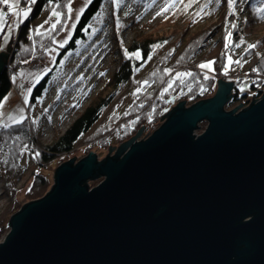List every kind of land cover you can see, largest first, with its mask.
<instances>
[{
	"label": "water",
	"instance_id": "water-1",
	"mask_svg": "<svg viewBox=\"0 0 264 264\" xmlns=\"http://www.w3.org/2000/svg\"><path fill=\"white\" fill-rule=\"evenodd\" d=\"M234 86L219 78L212 96L163 109L112 156L59 164L10 215L0 264H264V89L226 111Z\"/></svg>",
	"mask_w": 264,
	"mask_h": 264
},
{
	"label": "trees",
	"instance_id": "trees-1",
	"mask_svg": "<svg viewBox=\"0 0 264 264\" xmlns=\"http://www.w3.org/2000/svg\"><path fill=\"white\" fill-rule=\"evenodd\" d=\"M71 1L36 0L32 5L27 19L18 26L7 66L0 72V98L10 92L12 75L25 67L43 62L48 50L56 46L57 52L50 71L44 73L31 88L27 106L30 111L38 103L48 80L62 60L77 45L88 41L90 20L97 15L104 0H91L86 4L63 47H58L54 42L68 21ZM260 9H264L260 0H236L231 8L228 0H178L157 29L148 33L135 30L128 46L118 39V50L114 53L116 66L101 91L50 144L43 145L39 141L36 123L30 118L28 121V117L20 124L13 123L7 128H0V177L3 179L4 193L9 198L8 205L0 214V239L7 232L8 215L23 205L16 198L19 190L16 183L23 174V153H29L36 168L43 169L53 163L56 157L73 153L76 147H85V153L91 150L106 151L110 144L116 146L130 139L141 126L148 128L159 123V116L171 95L177 96V101H185L189 105L212 96L219 78L233 81L235 85L233 96L226 106L237 103L246 105L251 98L259 97L264 89V19L261 18L264 12H260ZM51 11L59 13L56 18L60 23L56 30L52 31L50 27L40 32V35L35 34L40 18ZM121 25L117 24L116 30L126 27V24ZM220 26L222 31L212 39L218 28L221 30ZM229 33V47L225 48V37ZM244 39L248 45L255 44L256 47L248 49L247 45L236 53L235 45ZM155 45L164 47L161 55L156 56L157 67L149 65L137 74ZM126 52H138L140 56H126ZM229 58L240 61V64H229ZM251 60H254L252 65L244 69L246 61ZM209 62H214L210 72L199 67ZM174 72L191 75L173 79L171 73ZM243 79L247 80V89L241 94L238 86ZM170 82L171 86H166ZM142 86L145 87L143 90L138 89ZM134 91L132 105L119 118L113 117L114 102ZM111 129H117L113 142L109 141V134L105 135ZM101 134L108 138L100 139ZM51 184L48 177L38 171L33 172L24 199L31 201L44 196Z\"/></svg>",
	"mask_w": 264,
	"mask_h": 264
},
{
	"label": "rangeland",
	"instance_id": "rangeland-1",
	"mask_svg": "<svg viewBox=\"0 0 264 264\" xmlns=\"http://www.w3.org/2000/svg\"><path fill=\"white\" fill-rule=\"evenodd\" d=\"M177 1L178 0H115L114 2V0H104L97 15L90 20L89 26L91 32L88 41L77 45L76 48L67 54L62 60L59 68L55 71L51 79L48 80V84L38 100V103L34 104L30 108V111H28L27 108L28 103L27 105L24 103V97L27 95V99L29 100L30 93L28 90L30 89L31 91L33 84L37 82V77L40 79L44 73L50 71L55 59L57 47L53 46L48 50V54L43 62L25 67L17 74L11 76L12 88L10 92L7 93L9 99L5 102V109L2 110L5 112V115L0 116V123L6 122L8 125L13 124L11 121L7 120V115H17L16 110L18 108H23V117H28V121L30 118L31 121L36 123L37 137L39 141L43 145L50 144L71 125V122L77 118L81 111L84 110L91 103V100L101 91V88L116 66V55L114 53L118 50V39H121L123 43L128 46L131 39L134 37L135 30L148 33L157 29L160 23L164 20L166 14L171 11ZM87 3V0L71 1L68 6V21L66 22L63 31L57 36V38H55V44L58 47L60 43L67 41L70 37L73 26L77 20V14H80V10L83 9ZM32 5L33 4L28 3V0H20L17 10L22 12L27 8L33 9ZM260 5L264 6V0H260ZM165 8H167V11H163ZM0 12L5 13L4 19L7 22L5 24V31L0 32V51H3L6 49V45L10 40V35L11 40L13 39L15 41L17 29L20 24V17L9 13L7 6L2 4H0ZM52 13L53 12L51 11L48 15L40 18L39 27L43 25V27L40 28V32L48 30L51 27V24L56 23L57 18L56 16H53ZM157 13L161 14L157 15ZM14 21L15 23H13ZM45 21L49 22L45 23ZM240 21L242 22V20ZM121 23L122 25L126 24V27H121L116 30V25ZM13 28L14 31H12ZM221 31L222 28L221 30L218 28L212 39H214ZM236 45H239V47ZM236 45L235 51L238 53L248 45V41L244 39ZM163 50V46L160 47L155 45L151 49L145 63L142 66L140 65L141 67L136 73L138 74L141 70L152 64L157 67L156 60L158 57L156 56L161 55L160 53ZM253 61L254 60L249 62L246 61L243 68L247 69V67L252 65ZM202 69L207 72L211 71L208 68ZM171 75L174 76L173 79H177L176 72L171 73ZM13 77H16L15 82H13ZM171 83L172 82L167 83L166 86H171ZM143 86L138 89L143 90L145 88ZM238 87L241 94L245 93L247 89V80L243 79ZM134 93H136V91L133 93L128 92L124 96L122 95L121 99H117V101L114 102L115 109H113V117L116 116V118H119L127 108L132 105L134 101ZM170 97H172V95ZM177 102H179L177 101V96L173 95L172 102L171 99H168L164 109H171L177 104ZM227 104H225L224 107L226 111H229L239 103L232 104L230 107L226 106ZM162 114L163 112H161L160 116H162ZM161 123L162 122L159 120V123L155 125L153 124L154 126L151 125L148 128L144 127L136 140L145 138L146 135L150 134ZM206 126V123L199 124V128L195 131L196 135L198 136L203 132ZM146 129L149 130L148 133L145 131ZM116 131L117 129L108 130L105 135L108 136L109 134V138L102 134L99 138H103V140L108 138L111 139L109 140L110 142H113L115 139L114 132ZM110 145L113 146V144ZM118 145L114 146L108 153L109 156H112L115 153ZM84 148L85 147H76L73 153L71 152L66 155L62 154L61 156L56 157L53 163L43 169H37L32 156L27 152L23 153V156L21 157L23 174L21 179L16 183V187L19 188L16 195L19 203L24 204L29 201L24 199V193L29 188L31 174L33 172H40L52 182L54 169L72 156H75V162L78 161L83 155L85 156L87 154L85 153ZM94 153L97 154V159L100 161L107 154V150H95ZM101 180L102 178L90 180L88 181V185L93 187ZM8 203L9 198L4 193V183L3 179L0 177V214L4 211V208H6ZM10 215L11 214L8 215V219ZM5 234L1 239L4 238ZM1 239L0 241H2Z\"/></svg>",
	"mask_w": 264,
	"mask_h": 264
},
{
	"label": "snow or ice",
	"instance_id": "snow-or-ice-1",
	"mask_svg": "<svg viewBox=\"0 0 264 264\" xmlns=\"http://www.w3.org/2000/svg\"><path fill=\"white\" fill-rule=\"evenodd\" d=\"M36 2V0H28V3H31V4H34ZM88 3L91 2V0H87ZM115 2V0H114ZM217 2H219V0H217ZM236 0H228V6L229 8H231L234 4H235ZM20 3V0H0V4L2 5H5L7 6V9H8V12L11 13L12 15L14 16H18L20 17V20L19 22L20 23H23V20L24 19H27L28 17V14L30 13L31 9L30 8H27L25 10H23L22 12L18 11L17 10V6L19 5ZM81 12L83 11V9L80 10ZM163 11H167V8H165ZM260 12H264V9H260ZM161 13H157V15H160ZM53 16H56V17H59V13L53 11L52 13ZM4 16H5V13H2L0 12V32H4L5 31V24L7 23L4 19ZM78 16H79V13L77 14V19H78ZM262 19H264V17H261ZM51 19V17H50ZM49 21H45V23H48ZM15 23V21L13 22ZM60 23V20L57 19L56 20V23H53L51 24V30L52 31H55L56 30V26L57 24ZM43 25H41L40 27H38L37 29H35V34L37 35H40V28H42ZM233 27H235V25H233ZM12 31H14V28L12 29ZM231 33L228 34V36L225 37V40H226V43H225V48H228L229 47V43H228V40H229V37H230ZM55 42V41H54ZM64 43H66V41H64L63 43H60V47H63L64 46ZM237 47H239V45H236ZM256 45L255 44H251V45H248V49H252V48H255ZM126 56H129V55H133L135 56L136 58H139L140 54L137 52V53H133V54H129V53H125ZM214 63V62H209L208 64H201L199 65V67L201 68H208L209 70H211V64ZM229 64L231 63H236V64H240V61H232L231 58H229V61H228ZM227 67V65L225 66ZM103 75V74H101ZM185 75H191V73H177V77H181V76H185ZM13 82H15L16 80V77H13ZM39 80V77H37V82ZM29 93H30V89L28 90ZM9 99V97L7 95H5L3 98H0V116H4L5 115V112L2 111L5 109V102ZM24 103L25 105H27L28 103V99H27V95H25L24 97ZM17 112V115H7V120L8 121H11L12 123L14 124H20L23 122V108H18L16 110ZM9 125L5 122V123H0V128H7Z\"/></svg>",
	"mask_w": 264,
	"mask_h": 264
},
{
	"label": "flooded vegetation",
	"instance_id": "flooded-vegetation-1",
	"mask_svg": "<svg viewBox=\"0 0 264 264\" xmlns=\"http://www.w3.org/2000/svg\"><path fill=\"white\" fill-rule=\"evenodd\" d=\"M243 104V103H242Z\"/></svg>",
	"mask_w": 264,
	"mask_h": 264
}]
</instances>
